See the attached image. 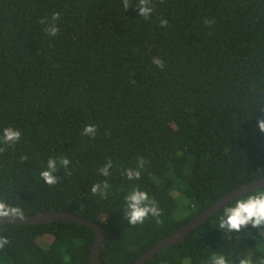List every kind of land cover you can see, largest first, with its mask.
<instances>
[{"label":"trees","instance_id":"obj_1","mask_svg":"<svg viewBox=\"0 0 264 264\" xmlns=\"http://www.w3.org/2000/svg\"><path fill=\"white\" fill-rule=\"evenodd\" d=\"M132 2L125 10L122 0H0V133H22L14 146L0 144V199L25 215L62 210L101 224L102 264H132L233 188L264 177V0H151L147 19ZM57 12L53 37L41 21ZM88 124L95 137L82 135ZM64 156L71 174L61 168L47 185L40 172ZM129 168L141 179L128 180ZM137 187L162 215L132 226L125 198ZM261 190L145 264H213L220 255L264 264V227H219L226 207ZM0 236L9 241L0 264H92L91 226L8 222Z\"/></svg>","mask_w":264,"mask_h":264},{"label":"clouds","instance_id":"obj_2","mask_svg":"<svg viewBox=\"0 0 264 264\" xmlns=\"http://www.w3.org/2000/svg\"><path fill=\"white\" fill-rule=\"evenodd\" d=\"M123 7L127 10L130 4H133L132 0H122ZM151 0H139V4L135 7L138 9V13L143 18L147 19L152 14ZM60 21V13H53L50 21L42 20L41 23H47V27L44 31L50 36H57L60 32L58 22ZM205 23H211L206 21ZM168 21L166 19L160 20V26L166 27ZM152 63L157 67L163 69L164 61L159 57H153ZM258 128L264 132V119L258 121ZM97 133V126L95 124H88L84 127L82 135L95 137ZM22 133L20 130L13 127H5L0 133V144H6L14 146L20 141ZM5 151L0 147V153ZM23 160H27L28 157H22ZM70 160L67 156L59 159L50 157L47 161L46 169L40 172V178L49 186H54L59 182V177L56 173L63 168L66 174L70 175L68 171L70 168ZM144 161L140 160V167L142 168ZM113 167L111 160L106 167L100 168V174L103 176H109L111 173L109 169ZM128 180H140L141 171L133 170L131 168L126 170ZM108 187L106 181L101 183L92 184L90 190L93 194L102 192ZM127 202V212L125 213L128 224L136 226L143 224L149 217L159 218L162 215V211L155 201L151 200L147 191H142L137 187L125 198ZM25 213L22 208L10 205L5 200L0 199V220L5 218H20L24 219ZM157 222H160L157 220ZM251 225L253 228L264 227V190L256 191L251 195H247L242 199H237L232 206L226 207L223 216L220 218L219 227L226 229L228 232H239L244 228ZM9 241L6 237L0 236V248H3ZM213 264H228L223 255L213 257ZM239 264H252L250 257L242 258Z\"/></svg>","mask_w":264,"mask_h":264},{"label":"water","instance_id":"obj_3","mask_svg":"<svg viewBox=\"0 0 264 264\" xmlns=\"http://www.w3.org/2000/svg\"><path fill=\"white\" fill-rule=\"evenodd\" d=\"M264 187V177L255 179L249 182L241 183L239 186L233 188L230 192L222 196L221 198L214 201L207 208L196 214L184 225L173 230L169 234L162 237L157 241L150 249H148L144 254L137 258L132 264H145L149 259H151L156 253L161 249L169 247L173 244L183 242L186 236L193 229L197 228L204 222H206L211 216L217 213L219 210L227 206L235 198L245 195L254 189ZM68 220L91 226L95 232V240L91 248V263L92 264H102L100 258L101 248L104 246L105 231L101 224L97 223L93 219L82 217L76 213L70 211L62 210H42L34 214L25 215L24 219L20 218H5L0 220V224L8 222H18L22 224H38L52 222L55 220Z\"/></svg>","mask_w":264,"mask_h":264},{"label":"rangeland","instance_id":"obj_4","mask_svg":"<svg viewBox=\"0 0 264 264\" xmlns=\"http://www.w3.org/2000/svg\"><path fill=\"white\" fill-rule=\"evenodd\" d=\"M179 192L178 193L176 192V194H175L176 198H177V201L179 203V207L178 208H180L179 209L180 212H182L183 210L186 211L187 209L185 208V204H184V203H186V198H185V196L183 194H180Z\"/></svg>","mask_w":264,"mask_h":264}]
</instances>
